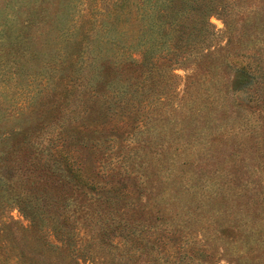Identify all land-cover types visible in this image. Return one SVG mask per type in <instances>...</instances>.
I'll list each match as a JSON object with an SVG mask.
<instances>
[{"label":"rangeland","instance_id":"obj_1","mask_svg":"<svg viewBox=\"0 0 264 264\" xmlns=\"http://www.w3.org/2000/svg\"><path fill=\"white\" fill-rule=\"evenodd\" d=\"M116 2L0 0V264H264V12L232 46L212 18L161 104L106 111L91 46Z\"/></svg>","mask_w":264,"mask_h":264},{"label":"trees","instance_id":"obj_2","mask_svg":"<svg viewBox=\"0 0 264 264\" xmlns=\"http://www.w3.org/2000/svg\"><path fill=\"white\" fill-rule=\"evenodd\" d=\"M257 10L264 12V0H118L106 9L104 18L111 27L119 25V29L113 31L114 35L108 29L106 33L110 34L105 40L96 38L91 46L89 94L95 97L91 108L138 110L161 104L163 97H156V93L174 88L178 79L175 67L182 61L198 63L213 55L212 48L220 34L212 18L223 22L226 45L232 46L239 29L256 27L261 19ZM241 70L251 75L245 66ZM189 81L184 84L187 90L193 87ZM66 161L70 179L89 191L98 189L100 184L85 178L75 163ZM46 168L49 170L34 186L43 193L48 186L54 188L51 178L55 173ZM32 172L35 173L33 169ZM30 211L23 212L29 220L40 217L36 207L30 206ZM55 237L60 244H67Z\"/></svg>","mask_w":264,"mask_h":264}]
</instances>
